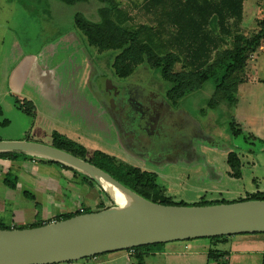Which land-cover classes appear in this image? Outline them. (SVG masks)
I'll return each mask as SVG.
<instances>
[{"label": "rangeland", "instance_id": "374dc122", "mask_svg": "<svg viewBox=\"0 0 264 264\" xmlns=\"http://www.w3.org/2000/svg\"><path fill=\"white\" fill-rule=\"evenodd\" d=\"M117 1L122 6L127 2ZM250 1H257L264 10V0ZM100 6L96 0L72 6L57 0H0V141L27 138L50 145L52 132H57L78 142L89 153L100 151L155 172L158 184L165 188L166 196L174 204L189 206L201 199L233 201L256 189L264 192V44L249 57L245 72L247 81L238 86L233 107L222 104L215 111H208L204 118L199 114V109L212 94L211 84L179 102L180 110L172 114L178 123L189 125L191 128L187 129L193 134L196 127L201 130L194 143L195 155L190 152L183 161L155 166L153 161L159 163L168 152L161 154L159 150H150L143 158L134 156L131 149L126 150L121 145L111 112L104 110L106 107L97 94L98 89L106 91L109 88L98 75L111 74V61L105 53L98 54L89 47L74 28L76 13L96 21ZM256 8L253 16L245 19L242 30L245 35L257 30L256 19L260 15ZM138 75L146 77L150 89L161 94L164 84L145 67L124 80L126 85L135 82ZM110 77L119 87V83L124 82L113 78L112 74ZM111 96L117 101L115 92ZM230 122L240 134L233 135ZM194 124L196 127L192 128ZM229 152H235L240 159V179L227 175ZM20 162L21 169L14 164L9 170L10 178L22 177L28 171L32 179L39 172V179H44L47 189L55 193L53 198L42 200L43 222L54 221L60 214L84 207L95 212L100 202L110 205L107 197L99 194L95 187L82 186L77 182L79 178L73 179L69 173L63 175L56 165L49 166L37 159L32 162L30 158ZM10 166L6 161L0 163V174ZM211 170L216 171V176L209 174ZM42 174L47 177H41ZM21 186L19 192L24 189ZM3 190L8 191L0 182L3 220L17 229L30 225L34 221L33 202L20 193L9 195L13 196L11 199L4 196ZM34 198L40 202L41 197ZM209 250L225 254L221 264H262L264 233L234 235L224 244H210L207 239L200 238L162 243L158 252L143 257L144 264H215L207 262ZM98 257L100 264H137V260L128 258L124 250ZM62 264L94 262L86 258Z\"/></svg>", "mask_w": 264, "mask_h": 264}, {"label": "trees", "instance_id": "16d2710c", "mask_svg": "<svg viewBox=\"0 0 264 264\" xmlns=\"http://www.w3.org/2000/svg\"><path fill=\"white\" fill-rule=\"evenodd\" d=\"M72 6L90 0H57ZM101 6L97 9V20L91 21L80 13L74 16V28L89 47L96 53L108 56L113 78L124 81L142 67L147 68L164 84L161 96L172 109H179V102L189 94L211 84L212 94L206 100L199 114L206 117L208 111H215L224 104L228 108L236 104L238 86L247 81V62L264 44V10L256 21L257 30L245 35L241 28L243 0H127L122 6L117 0H96ZM233 135L232 122L229 123ZM51 146L78 157L101 169L112 178L131 189L144 199L161 205L187 206L174 204L166 196L163 186L158 184L157 174L149 169L134 166L114 156L100 151L89 153L78 142L57 132L51 134ZM253 138V137H252ZM29 141L27 138L25 139ZM24 154L0 153V159L11 162L25 160ZM32 160V158H30ZM64 170H71L73 179L82 186L95 187L104 194L110 205L100 202L97 211L114 206V203L97 184L88 177L49 160H38ZM227 175L233 179L241 178V162L235 152L227 154ZM8 172L4 185L15 190L17 178H10ZM23 196L34 202V221L25 228L69 219L92 212L84 207L66 212L54 221L43 222L41 206L33 195L24 192ZM247 200H264V192L248 193L237 200L201 199L189 206L228 204ZM15 229L12 224L0 218V230ZM24 229V228H18ZM229 236L203 238L210 244L224 243ZM191 241V240H188ZM160 245H145L126 250L128 258H135L137 264H144V256L159 251ZM225 256L220 251L207 252V262L221 264ZM96 257V256H95ZM93 258V257H91ZM264 264V250L261 256Z\"/></svg>", "mask_w": 264, "mask_h": 264}, {"label": "water", "instance_id": "95a60500", "mask_svg": "<svg viewBox=\"0 0 264 264\" xmlns=\"http://www.w3.org/2000/svg\"><path fill=\"white\" fill-rule=\"evenodd\" d=\"M110 75H98L104 86L107 83L109 87L106 91L97 90L106 107L104 109L113 112L118 106V99L114 101L112 92H115L116 97L121 95L125 98L126 101L120 104L125 109H130V100L135 107L131 108L132 113L138 111L137 117L132 115L130 128L140 130L142 138L158 142L155 147L148 142L140 146L135 143L132 147L125 141V136H120L119 130V140L126 150L131 149L134 156L143 158L150 150H159L161 154L168 152L163 155L164 160L160 158L159 163L153 161L155 166L176 163L180 159L183 161L186 156L183 154L186 153L195 155L194 143L201 134L195 124L192 128L196 127L197 131L193 134L187 129L191 128L189 125L178 123L172 115L175 111L161 94L138 83L130 84V88H127L128 84L122 82L119 87ZM153 101L158 104L154 105ZM156 109L172 115L174 122L161 124L159 121L165 115ZM142 110L145 112L144 118L140 115ZM149 117H154L151 118L152 125L145 126L144 120L148 122ZM157 129L159 133L155 132ZM0 153L24 154L28 158L49 160L70 168L94 181L114 203V206L101 211L80 214L39 227L0 230V264H62L145 245L264 233V200L207 206L161 205L144 199L92 164L51 145L27 140L0 141ZM107 187L119 191L128 202L120 205Z\"/></svg>", "mask_w": 264, "mask_h": 264}, {"label": "flooded vegetation", "instance_id": "af4514ba", "mask_svg": "<svg viewBox=\"0 0 264 264\" xmlns=\"http://www.w3.org/2000/svg\"><path fill=\"white\" fill-rule=\"evenodd\" d=\"M102 75H104V73H102ZM146 80H148L146 77H140L139 75L135 78V82H130V83H128L127 82V84L128 85H130V84H133V83H138V84H140L141 86H144V87H147V88H149L150 89V86L149 85H147L148 83L146 82ZM125 82V81H124ZM123 82V83H124ZM126 83V82H125ZM117 99H118V101L116 102L115 100V102L118 104V106L113 110V112H111V120H112V122H113V124L115 125V128H117V131L119 132V130H120V132H121V134H120V136H125V141L127 142V144H129V145H131L132 147L134 146V144L136 143V145H137V143H138V145L137 146H140V145H146L145 143H152L153 144V142L154 143H158L157 141H155V140H151L150 138H145V137H141V132H140V130H135L134 131V127H132V128H130V126H131V123H132V120H133V116L132 115H134L135 117H137V115H138V111L135 113V114H133L132 113V110H131V108H135L134 107V103H132L129 99V101H128V103L131 105L130 106V109L128 110V109H125L124 107H121L120 106V104L122 105L123 104V102H124V100H125V98L124 97H122L121 95H119L118 97H116ZM126 101V100H125ZM153 104L154 105H157L158 103H157V101H153ZM153 105V106H154ZM159 107V106H158ZM172 109V108H171ZM105 110V109H104ZM177 110H180V109H173V111H177ZM155 111H157V112H159L160 110H155ZM130 114V115H129ZM160 114H163V115H165V116H162V119L163 120H161V121H159L161 124L163 123V124H170V123H173L174 122V120H175V118H173V116L172 115H168V114H165L164 112H161L160 111ZM140 115H141V117L142 118H144L145 117V112H143V110L141 111V113H140ZM150 118V120L147 122V121H145L144 120V125L145 126H151L152 125V123H151V118H154V117H149ZM140 120H141V118H140ZM163 121V122H162ZM155 123V122H154ZM160 123H158V125H160ZM152 129H153V127H151ZM209 128V127H208ZM208 128H207V130H208ZM212 130H214V129H212ZM138 132V133H137ZM155 132H160L158 129L157 130H155ZM163 136H164V134H163ZM158 145V144H157ZM136 146V147H137ZM184 155H188V153H186V154H183V156ZM4 160V159H3ZM9 171H6V173L4 174V177H5V175L8 173ZM216 171L215 172H213L212 170H211V172H209V174L211 175V176H216ZM17 185V184H16ZM6 187V186H5ZM7 188V187H6ZM8 190H10V192H15L16 191V188H15V190H12V189H9V188H7ZM24 192H27V193H29L28 191H26V190H22L21 192H15V193H20L22 196H23V193ZM29 194H31V193H29ZM32 195V194H31ZM24 197V196H23ZM24 198H26V197H24ZM29 200V199H28ZM36 201V200H35ZM37 202V201H36ZM33 205H34V202H33Z\"/></svg>", "mask_w": 264, "mask_h": 264}, {"label": "crops", "instance_id": "0c3cea01", "mask_svg": "<svg viewBox=\"0 0 264 264\" xmlns=\"http://www.w3.org/2000/svg\"><path fill=\"white\" fill-rule=\"evenodd\" d=\"M144 0H140V2L141 3H144L143 2ZM260 4L257 2V1H250V0H243V4H242V22H241V28H242V30H243V27L245 26V24H246V20L245 19H247V17L250 15V17L251 16H253V14H252V12H253V10H255L254 9V7L256 8V9H258V13H259V15H260V17H259V19L261 18V16H262V10H261V8H260ZM259 19H256V21L257 20H259ZM34 160H36V159H34ZM33 159L31 160L32 162L34 161ZM8 162L11 166L10 167H8V169H7V171H9V170H11V167H13L14 168V164H18L16 167H20V169H21V167L23 166L22 164H21V162L20 161H18V162H11V161H8V160H3V159H0V163H4V162ZM20 164V165H19ZM60 168V167H59ZM19 169V168H18ZM60 169H62V168H60ZM41 171V170H40ZM42 172V171H41ZM6 173V172H5ZM5 173H3V174H0V182L4 185V183H3V180H4V174ZM38 173V174H37ZM62 173H63V175H65L66 173H69L71 176H73V174H72V172H71V170H64V169H62ZM29 175H31L28 171L26 172V175H24V176H19V177H17V176H15L16 178H17V185H16V191L17 192H19L20 191V189H19V186H21L22 188H24L23 190H26V191H30V188L32 189V191H30V192H32L31 194L33 195L34 194V196H39V197H41V198H39V201L40 202H38L39 204H40V206H41V213H42V210H44V208H43V206H44V204H43V202H42V200L43 201H45L46 200V198H53V195L52 194H55L54 192H50L49 191V189H47V184L45 183V180L44 179H39V175H40V173L39 172H36L35 173V175H33V178L32 179H29ZM41 177H47L46 175H44V174H42L41 175ZM66 177V176H65ZM24 180V181H23ZM26 181V182H25ZM19 182H21V185H19ZM5 186V185H4ZM8 190V189H7ZM4 191V190H3ZM15 191V192H16ZM15 192H10V190H8L7 192L6 191H4V196L5 195H7L8 197H9V195H12V194H14V195H16V193ZM29 192V193H30ZM13 197V196H12ZM12 197H9V198H11L12 199ZM11 199H9V201H11ZM35 200L37 201V199L35 198ZM1 202V201H0ZM33 207V210H34V215H35V209H34V205L32 206ZM11 213H12V210H11ZM41 217H42V215H41ZM0 218H3V216L1 217L0 216ZM13 219V218H12ZM230 237H233V236H230ZM230 237L229 238H227L226 239V241L224 242V243H227L228 242V239H230ZM233 239H235V238H233ZM223 243V244H224ZM230 243H235V242H230ZM92 259V261L94 262V264H100L99 263V261H100V257H98V256H96V257H93V258H91Z\"/></svg>", "mask_w": 264, "mask_h": 264}, {"label": "bare ground", "instance_id": "6f19581e", "mask_svg": "<svg viewBox=\"0 0 264 264\" xmlns=\"http://www.w3.org/2000/svg\"><path fill=\"white\" fill-rule=\"evenodd\" d=\"M107 188L120 205H125L128 202L127 198L119 191L113 189L112 187H107Z\"/></svg>", "mask_w": 264, "mask_h": 264}, {"label": "built area", "instance_id": "2783aa9c", "mask_svg": "<svg viewBox=\"0 0 264 264\" xmlns=\"http://www.w3.org/2000/svg\"><path fill=\"white\" fill-rule=\"evenodd\" d=\"M80 212H82V209H80ZM15 228V227H14ZM15 229H17V228H15ZM128 255V254H127Z\"/></svg>", "mask_w": 264, "mask_h": 264}]
</instances>
